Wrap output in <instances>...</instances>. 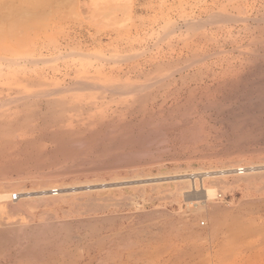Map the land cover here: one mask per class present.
I'll list each match as a JSON object with an SVG mask.
<instances>
[{
  "label": "rangeland",
  "instance_id": "obj_1",
  "mask_svg": "<svg viewBox=\"0 0 264 264\" xmlns=\"http://www.w3.org/2000/svg\"><path fill=\"white\" fill-rule=\"evenodd\" d=\"M263 147L264 0H0V264H264Z\"/></svg>",
  "mask_w": 264,
  "mask_h": 264
},
{
  "label": "bare ground",
  "instance_id": "obj_2",
  "mask_svg": "<svg viewBox=\"0 0 264 264\" xmlns=\"http://www.w3.org/2000/svg\"><path fill=\"white\" fill-rule=\"evenodd\" d=\"M71 2H72V1H71ZM74 6H75V5H74ZM49 12H50V11H49ZM212 12H213V11H212ZM221 12H222V11H221ZM26 13H27V12H26ZM26 13H25V14H26ZM224 15H225V14H224ZM236 16H237V15H236ZM220 17H221V16H220ZM222 17H223V16H222ZM223 18H225V17H223ZM251 18H252V17H251ZM193 19H194V18H193ZM258 19H259V18H258ZM205 21H206V20H205ZM191 22H192V21H191ZM195 22H196V20H195ZM258 22H259V21H258ZM193 23H194V22H193ZM177 24H178V23H177ZM186 24H188V22H187ZM189 24H190V23H189ZM198 24H199V23H198ZM201 24H203V23L201 22ZM201 24H200V25H201ZM205 24H206V23H205ZM40 25H41V24H40ZM200 25H199V26H200ZM169 26H170V25H169ZM184 26H185V24H184ZM42 27H43V26H42ZM172 28H173V27H172ZM197 28H198V27H197ZM170 32H171V31H170ZM33 35H34V34H33ZM193 36H194V35H193ZM259 43H260V42H259ZM235 48H236V47H235ZM34 58H35V57H34ZM117 58H118V57H117ZM192 59H193V58H192ZM7 64H8V63H7ZM4 67H5V66H4ZM181 71H182V70H181ZM74 82H76V81H74ZM81 86L84 87V85H81ZM123 86H124V85H123ZM123 86H122V85H116L115 88H119V89H121V88H123ZM59 87H60V86H59ZM76 87H77V86H76ZM85 87H88V86H85ZM63 88H64V87H63ZM73 88H74V87H73ZM79 88H80V86H79ZM134 88H135V85H134ZM77 89H78V88H77ZM129 89H130V87H129ZM111 90H112V89H111ZM116 90H117V89H116ZM113 92H114V91H113ZM37 93H40V92H37ZM47 93H48V92H47ZM54 93H55V92H54ZM120 93H121V92H120ZM33 97H34V96H33ZM30 98H31V97H30ZM103 98H104V96H103ZM62 99H63V98H62ZM48 103H50V102H48ZM60 103L67 104L66 102H63V101H60ZM73 104H74V103H73ZM31 105H32V104H31ZM51 107H52V106H51ZM50 110H51V108L49 109V111H50ZM222 110H223V109H222ZM102 116H103V115H102ZM99 117H100V115H99ZM97 119H98V118H97ZM118 122H119V120H118ZM144 122H145V121H144ZM9 123H10V122H9ZM114 123H115V122H114ZM146 123H148V122H146ZM7 124H8V122H7ZM115 124H116V123H115ZM154 124H156V122H154ZM112 125H113V123H112ZM116 125H117V127L119 126L118 124H116ZM150 126H151V124H150ZM114 127H115V126H114ZM141 127H142V126H141ZM107 128H108V127H107ZM118 128H119V127H118ZM112 129H113V128H112ZM143 129H144V128H143ZM153 129H154V128H153ZM5 130H6V129H5ZM101 130H102V129H101ZM114 130H115V129H114ZM154 130H155V129H154ZM105 132H106V131H105ZM105 132H102V133H105ZM110 132H111V130H110ZM112 132H113V131H112ZM128 133H130V132H128ZM58 134H59V133H58ZM100 134H101V133H100ZM107 134H108V133L105 134V136H104L105 138H106V135H107ZM130 134H131V133H130ZM68 135H70V133H69ZM79 135H80V134L78 133V136H77V137H79ZM103 135H104V134H103ZM260 135H261V134H260ZM101 136H102V135H101ZM126 136H127V135H126ZM77 137H76V138H77ZM80 137H81V135H80ZM95 137H96V136H95ZM97 137H98V136H97ZM99 137H100V136H99ZM260 137H261V136H260ZM70 138H71V137H70ZM72 138H73V136H72ZM123 138H125V136H124ZM131 138H132V137H131ZM134 138H135V137H134ZM79 139H80V138H79ZM90 139H93V138L91 137ZM129 139H130V138H129ZM242 139H243V138H242ZM81 140H82V139H81ZM127 140H128V138L126 139V142H127ZM132 140H133V139H132ZM90 141H91V140H90ZM122 141L124 142V140H122ZM130 141H131V140H130ZM73 142H74V141H73ZM81 142L83 143V141H81ZM120 142H121V140H120ZM120 142H119V143H120ZM123 142H122V143H123ZM124 143H125V142H124ZM124 143H123V144H124ZM127 143H128V142H127ZM127 143H126V144H127ZM162 143H163V141H162ZM77 144H78V143H77ZM86 144H87V143H86ZM83 145H84V144H83ZM109 145H110V144H109ZM120 146H121V144H120ZM144 146H145V145H144ZM78 147H79V145H78ZM118 147H119V145H118ZM118 147H117V148H118ZM133 148H134V147H133ZM81 149H83V148H81ZM70 150H71V149H70ZM85 151H86V150H85ZM144 151H145V150H144ZM261 151H262V153L264 154V147L261 149ZM67 152H68V151H67ZM83 152H84V151H83ZM127 152H128V151H127ZM146 152H147V151H146ZM146 152H145V153H146ZM75 153H76V152H75ZM135 153H136V152H135ZM137 153H139V152H137ZM145 153H144V154H145ZM65 154H66V152H65ZM80 154H81V151H80ZM80 154H79V155H80ZM124 154H125V153H124ZM127 154H130V153L128 152ZM131 154H132V153H131ZM146 154H147V153H146ZM75 155H76V154H75ZM118 155H119V154H118ZM132 155H133V154H132ZM255 155H256V154H255ZM1 156H2V155H1ZM76 156H77V155H76ZM76 156H75V157H76ZM121 156H123V155H121ZM75 157H74V158H75ZM95 157H96V156H95ZM258 157H259V156H258ZM78 158H79V157H78ZM83 159H84V158H83ZM88 159H89V158H88ZM88 159H87V160H88ZM263 159H264V158H263ZM99 160H100V159H99ZM103 161H104V160H103ZM82 162H83V161H82ZM231 167H232V166H231ZM253 168H254V167H253ZM263 168H264V167H263ZM256 169H257V170H260V169H258V168H256ZM246 170H247V169H246ZM252 170H253V169H252ZM220 171H221V170H220ZM237 171H238V170H237ZM243 171H244V170H243ZM243 171H241V172H243ZM225 172H226V171H225ZM225 172H224V173H225ZM234 172H235V171H234ZM239 172H240V171H239ZM245 172H246V171H245ZM240 174H241V173H240ZM204 175H205V174H204ZM206 175H207V174H206ZM206 175H205V176H206ZM212 175H213V174H212ZM215 175H216V174H215ZM221 175H222V174H221ZM248 175H249V173H248ZM262 176H264V175H261V177H262ZM255 177H256V176H255ZM259 177H260V176H259ZM203 179H205V178H203ZM239 179H242V178H239ZM199 180H200V179H199ZM217 185H218V184H217ZM67 188H68V187H67ZM76 188H77V187H76ZM73 189H74V188H73ZM205 189H206V188H205ZM68 190H69V189H68ZM64 191H65V190H64ZM205 191H206V190H205ZM43 192H44V191H43ZM55 192H56V191H55ZM67 192H68V191H67ZM34 193H35V192H34ZM52 193H53V192H52ZM205 193H206V192H205ZM45 194H46V193H45ZM47 194H49V193H47ZM72 194H73V193H72ZM43 195H44V194H43ZM51 195H52V194H51ZM53 195H54V194H53ZM63 195H64V194H63ZM39 197H40V196H39ZM39 200H40V199H39ZM257 200H258V199H257ZM263 201H264V200H263ZM253 202H254V201H253ZM217 203H218V202H217ZM261 203H262V202H261ZM261 203H259V204H261ZM262 205H263V204H262ZM203 208H204V207H203ZM231 208H232V207H231ZM231 208H230V209H231ZM217 209H218V208H217ZM218 211H219V210H218ZM227 211H228V210H227ZM221 212H222V211H221ZM225 212H226V211H225ZM225 212H224V213H225ZM214 213H215V212H214ZM215 214H216V213H215ZM217 214H218V213H217ZM219 214H220V213H219ZM222 214H223V213H222ZM226 217H227V216H226ZM232 218H233V217H232ZM216 219H217V218H215V220H216ZM237 219L240 220L239 217H238ZM209 220H211V219H209ZM230 220H231V218H230ZM252 221H253V219H252ZM254 221H255V219H254ZM254 221H253V222H254ZM220 222H221V221H220ZM223 222H224V220H223ZM235 222H236V224H239V227H242L241 225H244L245 227H248V229H246V230H245L244 227H242V228H240V229L238 228L239 230L242 231V232L240 231V232H241V237L244 236V235L247 234V233H248V234H249V233H254V234H255V232H252L253 229L250 231V227H252L253 224H250V223L247 224V223H246L247 221H245V220H244V221H241V225H240V223H239L237 220H236ZM248 222H249V221H248ZM91 223H92V222H91ZM210 223H212V222H210ZM221 223H222V222H221ZM261 223H262V222H261ZM47 224H48V223H47ZM58 224H59V223H58ZM230 224H231V221H230ZM234 224H235V223H234ZM49 225H50V224H49ZM54 225H55V224H54ZM231 225H232V224H231ZM51 226H52V225H51ZM55 226H56V225H55ZM17 227H18V226H17ZM253 227H255V225H254ZM253 227H252V228H253ZM37 228H38V227H37ZM40 228H41V227H40ZM46 228H47V227H46ZM48 228H49V227H48ZM51 228H52V227H51ZM53 228H54V227H53ZM16 230H18V229L16 228ZM55 230H56V229H55ZM57 230H59V229H57ZM229 230H230V229H229ZM229 230H228V231H229ZM233 230H234V229H233ZM49 231H50V230H49ZM61 231H62V230H61ZM69 231H70V229H69L67 232L69 233ZM9 232H10V230H9ZM258 233H259V232H258ZM69 234H70V233H69ZM41 235H42V234H41ZM246 236H247V235H246ZM50 237H51V236H50ZM14 239H15V238H14ZM40 240H41V239H40ZM53 240H54V239H53ZM41 241H42V240H41ZM41 241H39V243H40ZM47 242H48V241H47ZM37 243H38V242H37ZM76 249H77V248H76ZM77 251H78V250H77ZM68 262H69V261H68Z\"/></svg>",
  "mask_w": 264,
  "mask_h": 264
}]
</instances>
